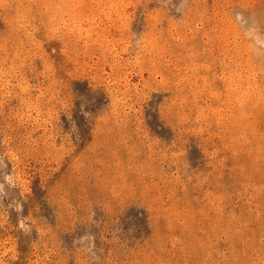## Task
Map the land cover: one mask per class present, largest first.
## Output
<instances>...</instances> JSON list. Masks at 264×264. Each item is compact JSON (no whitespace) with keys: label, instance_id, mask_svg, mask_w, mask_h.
<instances>
[{"label":"rangeland","instance_id":"rangeland-1","mask_svg":"<svg viewBox=\"0 0 264 264\" xmlns=\"http://www.w3.org/2000/svg\"><path fill=\"white\" fill-rule=\"evenodd\" d=\"M0 264H264V0H0Z\"/></svg>","mask_w":264,"mask_h":264}]
</instances>
